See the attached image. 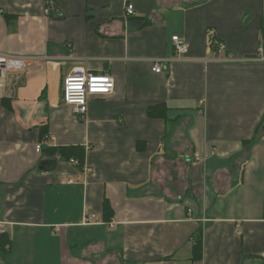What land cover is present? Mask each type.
<instances>
[{"label": "crops", "instance_id": "1", "mask_svg": "<svg viewBox=\"0 0 264 264\" xmlns=\"http://www.w3.org/2000/svg\"><path fill=\"white\" fill-rule=\"evenodd\" d=\"M263 18L264 0H0V52L35 57L15 96L0 83V264H264V61L239 60ZM174 34L189 52L166 62ZM76 67L116 82L85 119ZM71 146L89 170L47 150Z\"/></svg>", "mask_w": 264, "mask_h": 264}, {"label": "built area", "instance_id": "2", "mask_svg": "<svg viewBox=\"0 0 264 264\" xmlns=\"http://www.w3.org/2000/svg\"><path fill=\"white\" fill-rule=\"evenodd\" d=\"M50 10L47 8L46 12ZM135 14L133 4L127 6V15ZM173 46L175 49V56L164 59L166 62L180 61L186 57L189 52V45L186 39L179 34L172 35ZM211 47L217 51V56L214 61H229L224 57V52L227 49L226 43L211 37ZM35 57L25 55H15L0 52V83L7 87V95L9 97L15 96L16 89L26 73L29 66L34 63ZM240 61H264V38L258 47L256 56L239 59ZM153 69L160 73L163 71L161 66V59H152ZM116 86L115 79L110 74L92 73L86 67H76L65 79L63 83L64 101L74 107V112L82 119H85L89 110V100L94 95L110 94L114 91ZM50 139V136H45L44 139L36 145L38 152L42 151L43 146ZM70 162L79 166L80 162L77 158H71ZM85 165V164H84ZM85 171L89 168L82 166ZM72 180H70L71 182ZM94 218V215L89 217Z\"/></svg>", "mask_w": 264, "mask_h": 264}, {"label": "trees", "instance_id": "3", "mask_svg": "<svg viewBox=\"0 0 264 264\" xmlns=\"http://www.w3.org/2000/svg\"><path fill=\"white\" fill-rule=\"evenodd\" d=\"M261 33H262L263 38H264V18L262 19V22H261ZM148 113H149V115L154 117L158 113L157 107L151 108ZM47 150L51 153H55L58 151L59 154H61L62 156H64L65 158H67L69 160L71 158H77L80 162L81 168L84 165L85 149L81 146L61 147L58 150L54 149V148H48ZM106 206H107V208H106ZM106 206H105V208L108 209V207H109L108 203L106 204ZM108 213H110L109 210H108ZM2 238L5 239L6 235H3L0 239V241L3 240ZM200 247H201L200 243L197 242V244L195 245L196 254H198Z\"/></svg>", "mask_w": 264, "mask_h": 264}]
</instances>
